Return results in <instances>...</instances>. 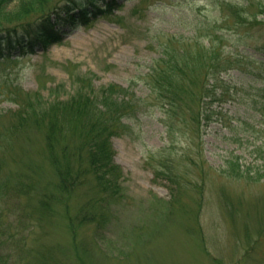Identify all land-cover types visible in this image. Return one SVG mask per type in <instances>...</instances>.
<instances>
[{
	"label": "rangeland",
	"instance_id": "374dc122",
	"mask_svg": "<svg viewBox=\"0 0 264 264\" xmlns=\"http://www.w3.org/2000/svg\"><path fill=\"white\" fill-rule=\"evenodd\" d=\"M80 1L81 8L66 5L71 18L59 11L57 42L31 52L15 48L7 60L0 58V142L6 136L12 141L10 152L0 149V175L25 173L32 186L22 200L0 198V264H41L47 249L61 256L56 264H264V177L255 173L264 159L253 151L264 143V122L250 108L260 82L237 68L223 73L231 100L213 105L214 121L205 126L201 120L191 133L178 124L172 135L164 127L157 92L145 83L166 48H186L187 37H199L193 30L197 21L209 25L200 35L216 37L221 32L213 21L223 25L228 13L220 6L249 0ZM107 4L114 6L107 10ZM57 5L65 3L54 0L47 7L55 13ZM99 9L107 11L94 15ZM234 37L226 32L216 45L263 60L264 52ZM204 38L198 41L207 44ZM110 85L145 99L148 107L132 120L122 119L128 135L111 136L112 161L120 173L118 188L107 194L119 198L95 209L89 201L105 191L90 187L91 181L89 190L80 184L57 194L60 167L50 165L44 134L17 113L29 99L36 107H65L60 104L71 99L100 97ZM17 95L19 105L9 101ZM69 139L75 147L78 139L72 134ZM187 144L193 147L189 160L183 151ZM230 160L243 170L252 167L250 178L230 177L225 171ZM67 162L77 167L76 159ZM48 200L54 212L50 219L38 210ZM92 212H103V222L96 216L88 220Z\"/></svg>",
	"mask_w": 264,
	"mask_h": 264
},
{
	"label": "trees",
	"instance_id": "16d2710c",
	"mask_svg": "<svg viewBox=\"0 0 264 264\" xmlns=\"http://www.w3.org/2000/svg\"><path fill=\"white\" fill-rule=\"evenodd\" d=\"M53 1L0 0V58L2 60H7L9 52L15 48L31 52L36 46L57 42L59 39L57 18H60L58 14L63 11L64 17L71 18L66 5L73 3V5L81 7L85 4L80 0H59L65 5H57L54 13V8L47 7L51 3L53 4ZM13 2H15L14 8L9 10L8 7ZM112 5L107 4V10H110ZM226 6L223 4L220 6L221 12H225L228 8L229 14H223L221 18L224 24H220L218 20L213 21L215 27L220 30V35L216 37H212L208 33L200 35L198 32L204 28L207 29L209 25L197 21L193 29L195 36H199L195 39L196 41H192L194 36H191L186 38V48L180 47L178 50H172L173 47L166 48L162 53L164 57L159 58L156 66L145 75V83L152 91L157 92L160 98L158 107L167 119L164 127L167 128L168 135H172L174 129L178 130V124L180 127H186V132L191 133L192 130L199 127L201 120L205 126L210 121H214L218 111L216 112L213 105L231 100L229 89H225L220 76L228 70L236 68L247 71L246 75H252L255 80L260 82L261 85L258 88H253L255 92L250 98V108L264 122V58L259 62L254 61L248 54L245 56L243 52L240 53L237 48L230 52L225 51V44L216 45V41L221 42L224 39L226 32H232L237 36L233 40L242 41L241 44H248V46L254 45V49L264 52V0L256 2L249 0L243 6L232 4ZM107 10L96 13L101 14ZM86 13L83 10V14ZM259 16L263 19H258ZM32 17H35V20L30 21ZM82 21L86 23L87 20ZM231 24L233 27H237V30L231 28ZM200 37H206L204 39L208 43L204 44L203 41H198ZM173 39L181 40L184 37L169 38L170 43L174 42ZM255 39L258 41L251 44V41ZM246 65L249 66L247 70L244 69ZM256 66L259 69L257 71L254 70ZM93 99L86 95L83 98L59 103L60 106L65 104V107H36L33 103L36 100L29 99L23 107H19L17 114L23 119H32V124L37 127L35 130L44 134L48 158L52 163L50 165L60 167L57 170L59 179L57 190L59 193L57 194H66L70 189L80 184L87 187L91 181L90 187L105 191L103 196L93 197L89 201L90 205H94L96 209L100 204L106 207L105 204L108 200L110 203H116L119 198V196L113 197L116 195L114 192H111L113 196L107 194L110 188H118L119 185L116 182H118L117 176L120 173L119 167L112 161L111 136L128 135L130 128L122 122V119L132 120L136 118L139 111L142 112L144 107L148 106L145 99L136 98L134 94L128 93V90L117 85H110L101 91L100 97ZM9 101L19 105L20 99L17 95L16 98L9 99ZM35 114H38V118ZM31 131L33 130L31 129ZM70 134L78 139L75 147L70 143ZM2 139L0 149L10 152L12 149L11 139H8L7 136ZM256 149L260 152V158L264 159V143L259 147H254L253 151H257ZM183 151L188 158V153L193 151L192 145L187 144ZM70 157L77 160L76 168L67 162ZM191 165H194L193 162ZM228 166L225 171L230 177H241L245 174L244 177L250 178L249 173L252 167L246 168L244 171L237 164L231 163V160ZM162 168L163 171H170L169 167ZM260 169L255 172L258 178L264 177V166ZM25 181H27L25 173L14 176L0 175V198L3 195H9L16 201L25 198L32 190V186H29L30 184ZM38 210L43 213L42 217L53 218L54 212L49 200L45 201L42 206L39 205ZM94 216L99 222H103L105 218L103 212H96V215L95 212H92L87 219ZM1 220L2 213L0 212ZM1 230H3L2 227H0V253L4 246V233ZM12 238H14L13 234L10 239ZM24 239L27 240V238ZM14 250L17 253L21 251V247H16ZM46 251L47 253L44 255L48 258L45 257L44 263L41 264H56L58 259H61V256L57 255V251V253L51 249Z\"/></svg>",
	"mask_w": 264,
	"mask_h": 264
}]
</instances>
